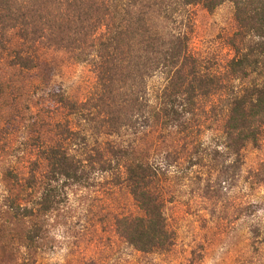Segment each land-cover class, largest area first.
Returning a JSON list of instances; mask_svg holds the SVG:
<instances>
[{"label":"trees","instance_id":"obj_1","mask_svg":"<svg viewBox=\"0 0 264 264\" xmlns=\"http://www.w3.org/2000/svg\"><path fill=\"white\" fill-rule=\"evenodd\" d=\"M225 4L235 27L220 65L190 50L189 9L213 13ZM1 49L20 72L63 54L95 75L82 100L60 86L47 91L52 109L34 161L22 182L12 177L21 193L1 202L32 227L71 190L103 181L137 210L114 218L117 237L141 254L166 253L174 241L166 205L189 190L217 199L239 173L244 149L259 146L264 0H0Z\"/></svg>","mask_w":264,"mask_h":264},{"label":"rangeland","instance_id":"obj_2","mask_svg":"<svg viewBox=\"0 0 264 264\" xmlns=\"http://www.w3.org/2000/svg\"><path fill=\"white\" fill-rule=\"evenodd\" d=\"M189 10L190 50L223 65L231 56L224 39L235 27L231 6L213 13L201 7ZM8 62L1 49L0 264H264V129L259 146L244 149L239 173L222 186L217 199H202L189 190L166 205L174 240L166 253L141 254L117 237L114 218L135 216L137 210L125 192L111 190L103 181L71 190L56 212L34 222L38 233L28 241L31 223L12 219L1 202L21 193L12 177L22 182L34 161L33 145L42 139L45 111L52 109L47 91L60 86L71 98L82 100L93 88L95 75L63 54L47 57L43 65L41 58L29 72Z\"/></svg>","mask_w":264,"mask_h":264}]
</instances>
